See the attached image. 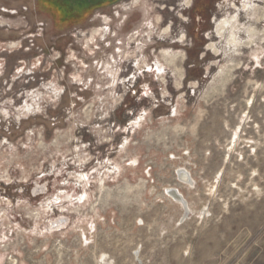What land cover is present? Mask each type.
<instances>
[{
    "label": "rangeland",
    "instance_id": "374dc122",
    "mask_svg": "<svg viewBox=\"0 0 264 264\" xmlns=\"http://www.w3.org/2000/svg\"><path fill=\"white\" fill-rule=\"evenodd\" d=\"M104 2L0 0V264H264V0Z\"/></svg>",
    "mask_w": 264,
    "mask_h": 264
},
{
    "label": "bare ground",
    "instance_id": "6f19581e",
    "mask_svg": "<svg viewBox=\"0 0 264 264\" xmlns=\"http://www.w3.org/2000/svg\"><path fill=\"white\" fill-rule=\"evenodd\" d=\"M1 22V21H0ZM12 44V43H11ZM14 45V44H13ZM180 173V172H179ZM179 178H180V180H182V181H186L187 179H188V176H187V174L185 173V172H181L180 174H179ZM168 191V190H167ZM174 194V195H173ZM173 194L172 193H169V195H171L176 201H180L181 202V204H182V206H183V208H184V211H185V213H187L186 211H187V209L189 208L188 207V205H187V202H185V200L183 199V201H181L180 199H178L177 197H175V195L177 196V194H179L180 195V193L178 192V191H174L173 192Z\"/></svg>",
    "mask_w": 264,
    "mask_h": 264
},
{
    "label": "trees",
    "instance_id": "16d2710c",
    "mask_svg": "<svg viewBox=\"0 0 264 264\" xmlns=\"http://www.w3.org/2000/svg\"><path fill=\"white\" fill-rule=\"evenodd\" d=\"M110 1H112V0H105L104 3H107V2H110ZM102 3H103V2H101V3H94L93 5L89 3L90 6H87V9L93 8V7L98 6V5L102 4ZM68 15H70V14H68ZM72 16H74V15H72ZM72 18H73V17H71V19H72Z\"/></svg>",
    "mask_w": 264,
    "mask_h": 264
},
{
    "label": "water",
    "instance_id": "95a60500",
    "mask_svg": "<svg viewBox=\"0 0 264 264\" xmlns=\"http://www.w3.org/2000/svg\"><path fill=\"white\" fill-rule=\"evenodd\" d=\"M179 172L181 173V172H183V171L181 170V171H179ZM174 191L176 192L177 190H176V189L173 190V188L168 189V193H172V194H173ZM173 195H174V194H173ZM175 197H177L178 199H180L181 201H183L181 195L177 194V196L175 195Z\"/></svg>",
    "mask_w": 264,
    "mask_h": 264
}]
</instances>
